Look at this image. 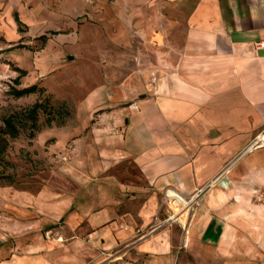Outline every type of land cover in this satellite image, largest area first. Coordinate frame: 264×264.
Segmentation results:
<instances>
[{
    "label": "crops",
    "instance_id": "1",
    "mask_svg": "<svg viewBox=\"0 0 264 264\" xmlns=\"http://www.w3.org/2000/svg\"><path fill=\"white\" fill-rule=\"evenodd\" d=\"M23 2L26 20L39 27L69 25L73 17L59 10H89L87 21L127 48L115 50L116 79L131 54L137 73L147 75L135 86H117L122 92H93L95 107L108 106L87 131L105 155L93 167L106 192L71 216L88 251L118 250L119 264H174L180 249L195 259L179 256L181 264H264V147L213 182L264 129V0H51V8L47 0ZM115 167L124 174L112 175ZM171 192L194 204L188 222L178 232L154 230L170 211L162 198L176 201ZM4 234L0 264L21 263ZM128 256L136 263L123 260Z\"/></svg>",
    "mask_w": 264,
    "mask_h": 264
},
{
    "label": "rangeland",
    "instance_id": "2",
    "mask_svg": "<svg viewBox=\"0 0 264 264\" xmlns=\"http://www.w3.org/2000/svg\"><path fill=\"white\" fill-rule=\"evenodd\" d=\"M153 1L144 0V4ZM51 3L47 0L49 8ZM25 8L23 0H0V232L6 234L2 238L9 239L6 247H15L18 264H119L118 250L89 252L84 244L88 240L74 229L76 218L71 216L101 200L106 189L101 169L93 167L96 162L103 163L105 155L96 153L87 134L96 114L108 107L94 106L99 98L94 90L106 95L105 86H135L137 79L147 75L137 73L139 64L131 54L116 79L111 73L117 61L115 50L127 48L104 37L100 24L87 21L89 10H59L73 17L69 25L39 27L26 20ZM128 29L134 35V27ZM31 85L43 86L46 92L21 97L13 93V88ZM48 95L47 104L55 112L40 111L33 124L28 110ZM12 114L19 116L16 136L5 127V119ZM48 116L55 119L51 125L46 123ZM127 166L130 169L126 171L135 174L129 163ZM121 172L124 174L118 167L110 171L117 177ZM94 175L97 178L93 179ZM162 200L170 211L156 219L154 230L174 227L178 232L181 225L186 226L194 204L186 207L183 221L174 217L179 205L165 196ZM174 254V264H181L179 256L195 261L190 251L180 249ZM89 259L93 261L87 262ZM123 260L136 263L130 256Z\"/></svg>",
    "mask_w": 264,
    "mask_h": 264
},
{
    "label": "trees",
    "instance_id": "3",
    "mask_svg": "<svg viewBox=\"0 0 264 264\" xmlns=\"http://www.w3.org/2000/svg\"><path fill=\"white\" fill-rule=\"evenodd\" d=\"M21 74L20 76L23 74V70H21ZM20 76H18L15 81L16 83H19V78ZM45 87L43 86H37V85H31V86H26V87H23V88H13V93L17 96V97H21V96H24V95H28V94H31V93H35V92H46V89H44ZM47 102H49V95L45 98V99H40V100H37L33 106L28 110V113H27V116L30 117V119L33 121V124H36L38 122V117H39V113L40 111H47L48 109L51 111H54L55 110L53 109L52 106H50V104H47ZM49 107V108H47ZM55 119L51 116H48L46 118V123L47 125H51L52 122L54 121ZM19 116L17 114H12L10 116H8L6 119H5V127L7 128V131H10L12 132V135L16 136L18 133H19V130H18V125H19Z\"/></svg>",
    "mask_w": 264,
    "mask_h": 264
},
{
    "label": "built area",
    "instance_id": "4",
    "mask_svg": "<svg viewBox=\"0 0 264 264\" xmlns=\"http://www.w3.org/2000/svg\"><path fill=\"white\" fill-rule=\"evenodd\" d=\"M261 46H264V42L260 43ZM157 77L154 73H152L150 75V81H149V85L150 86H155ZM130 108L134 109V110H138L139 107L137 104L135 103H131L129 105ZM264 147V129L262 131H260L258 134H256V136L252 139V141L247 145V147L243 150V152H241L222 172H220L218 174V176L214 179L213 182L219 180L221 177H223V175H225V173L232 167L234 166L235 163H237V161L244 155H246L247 153L258 149V148H263ZM212 182V183H213ZM201 194L199 193L198 197ZM260 195H264V192H261Z\"/></svg>",
    "mask_w": 264,
    "mask_h": 264
},
{
    "label": "bare ground",
    "instance_id": "5",
    "mask_svg": "<svg viewBox=\"0 0 264 264\" xmlns=\"http://www.w3.org/2000/svg\"><path fill=\"white\" fill-rule=\"evenodd\" d=\"M171 196L176 199L175 205H179V209L176 210L174 217L178 218L180 220H183L181 218H184L183 216V209L187 206H189V201H186L182 196L175 192H171ZM184 221V220H183Z\"/></svg>",
    "mask_w": 264,
    "mask_h": 264
},
{
    "label": "water",
    "instance_id": "6",
    "mask_svg": "<svg viewBox=\"0 0 264 264\" xmlns=\"http://www.w3.org/2000/svg\"><path fill=\"white\" fill-rule=\"evenodd\" d=\"M70 59L73 58L72 56L69 57Z\"/></svg>",
    "mask_w": 264,
    "mask_h": 264
}]
</instances>
